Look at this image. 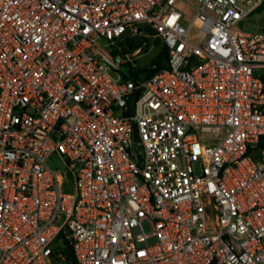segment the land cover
Segmentation results:
<instances>
[{
    "label": "built area",
    "instance_id": "obj_1",
    "mask_svg": "<svg viewBox=\"0 0 264 264\" xmlns=\"http://www.w3.org/2000/svg\"><path fill=\"white\" fill-rule=\"evenodd\" d=\"M263 3L0 0V264H264Z\"/></svg>",
    "mask_w": 264,
    "mask_h": 264
},
{
    "label": "rangeland",
    "instance_id": "obj_2",
    "mask_svg": "<svg viewBox=\"0 0 264 264\" xmlns=\"http://www.w3.org/2000/svg\"><path fill=\"white\" fill-rule=\"evenodd\" d=\"M178 8L184 11H188V9L184 6H178ZM246 29L247 31L255 32L264 30V10L262 12H254L250 15L246 23ZM137 41L141 43L143 40L139 38L137 39ZM143 49V53L136 59V64L141 69L155 64L158 55L164 49V45L160 40H155L154 38L150 37L147 38V45L143 46ZM132 68L133 67L130 65L128 69L124 70L125 73L128 75L131 74ZM49 165L56 170H62L65 167V160L61 157H56L49 162ZM144 228L146 233L151 232V227L149 224L144 223Z\"/></svg>",
    "mask_w": 264,
    "mask_h": 264
},
{
    "label": "trees",
    "instance_id": "obj_3",
    "mask_svg": "<svg viewBox=\"0 0 264 264\" xmlns=\"http://www.w3.org/2000/svg\"><path fill=\"white\" fill-rule=\"evenodd\" d=\"M264 10V3L255 11V12H262ZM250 17V16H249ZM249 19V18H248ZM247 19V20H248ZM247 20H246V22H245V24H244V28L246 29V23H247ZM247 30V29H246ZM253 32H255V31H253ZM260 32H264V30H262V31H260ZM167 57H168V49L166 48V46H164V49H163V51L158 55V57H157V59H156V61H155V64H157L158 65V68L160 69V68H162L163 66H164V62L167 60ZM134 76V78H135V80L136 81H139V78H138V74H136V73H134L133 74ZM260 146L262 147V146H264V142H263V140H262V142H261V144H260Z\"/></svg>",
    "mask_w": 264,
    "mask_h": 264
},
{
    "label": "water",
    "instance_id": "obj_4",
    "mask_svg": "<svg viewBox=\"0 0 264 264\" xmlns=\"http://www.w3.org/2000/svg\"><path fill=\"white\" fill-rule=\"evenodd\" d=\"M146 77H147V74L146 73H143V74L140 75V79L141 80H145Z\"/></svg>",
    "mask_w": 264,
    "mask_h": 264
}]
</instances>
